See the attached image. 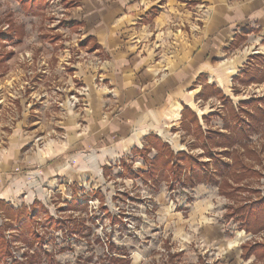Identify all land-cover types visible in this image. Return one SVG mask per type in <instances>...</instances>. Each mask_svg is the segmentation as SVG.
I'll use <instances>...</instances> for the list:
<instances>
[{
    "label": "crops",
    "instance_id": "crops-1",
    "mask_svg": "<svg viewBox=\"0 0 264 264\" xmlns=\"http://www.w3.org/2000/svg\"><path fill=\"white\" fill-rule=\"evenodd\" d=\"M0 2V207L48 208L47 197L124 162L147 172L133 150L154 136L172 145L185 108L200 121L213 113L202 112L205 87L231 99L235 76L264 56V0ZM37 48L29 72L10 62Z\"/></svg>",
    "mask_w": 264,
    "mask_h": 264
},
{
    "label": "rangeland",
    "instance_id": "rangeland-1",
    "mask_svg": "<svg viewBox=\"0 0 264 264\" xmlns=\"http://www.w3.org/2000/svg\"><path fill=\"white\" fill-rule=\"evenodd\" d=\"M2 3L0 16L5 6ZM13 6L7 4L8 8ZM18 12L23 14L20 9ZM43 19L37 17L32 23L44 35ZM33 34L30 36L44 44L35 31ZM39 50L33 57L22 50L10 62L21 66L23 73L29 72L26 66L30 60L44 58L45 53ZM254 65V71L247 69L249 73L243 71L235 76L230 90H225L236 109L225 104L219 95L207 96L209 93L205 92L204 99L209 97L213 101L204 105L202 112L213 113L202 121L196 115L198 123L191 122L189 114L179 130L173 129L178 133L171 148L181 160L178 166L184 168L177 171L183 184L175 182L174 191H168L167 185L176 180L169 170L176 172L177 168L166 165L168 155L164 152V157L162 153L161 160L154 165L158 176L151 186L141 179L119 177L121 170L116 169L109 176L100 170L83 183L77 194L73 192L74 186L68 185L62 193L46 198L50 214L63 220L72 233L66 235L48 228L43 214L37 224L31 221L19 233L15 229L19 230V224L26 221L25 214L7 212V218L12 219L5 223L7 226L0 216L1 263L17 260L24 264H112L115 254L106 244L111 241L117 246L114 252L128 255L130 264H264V231L259 233L262 235L258 240L243 237L248 236L247 232L254 234L263 225L260 222L256 226L249 220V211L264 208V67L259 61ZM198 129L214 139L205 142L198 136ZM217 140L223 146L217 147ZM180 153L195 160L178 156ZM134 167L137 171L146 169L140 161ZM195 167H201L200 173H206L208 179L194 177L191 169ZM200 181L202 185H198ZM96 189L104 194L106 210L99 198L90 197ZM251 228L253 231L248 230ZM33 233H39L44 242L39 243L40 238ZM251 247L256 249L252 253L248 250ZM9 251L11 257L6 259L5 253ZM175 253L178 256L174 258Z\"/></svg>",
    "mask_w": 264,
    "mask_h": 264
},
{
    "label": "trees",
    "instance_id": "trees-1",
    "mask_svg": "<svg viewBox=\"0 0 264 264\" xmlns=\"http://www.w3.org/2000/svg\"><path fill=\"white\" fill-rule=\"evenodd\" d=\"M18 1L20 2V4H24L25 2H29V1L32 3L35 0H18ZM258 61L259 62H262L261 67L262 66L264 67V56L259 55V56H255V58H251L250 59V64H248V66L244 69V71H246V73H249V71H247V69L254 71V69H253V68H255L254 63H256ZM205 92L209 93V94H207V96H211L212 93H214L215 95H219V99H221L223 102H225V104L228 103L233 109H236L235 107H233V103H232L231 99L229 97H226L224 95V93L221 92L214 85L207 86V87H205L203 89V92L202 93H203L204 96H206L205 95ZM206 98H208V97H206ZM189 114L192 116V121L191 122L198 123L197 122L196 114L191 109H189V108H185V110H184V113H183V121H186L185 120L186 119V116L189 115ZM224 120L225 119H223V121ZM199 126H201V125H199ZM185 128L187 130H189V131L192 130L189 127H185ZM200 129H202V128L200 127ZM197 132H199V135L198 136L199 137H202L205 140V142L207 140L208 141H212L214 139V137H213V139L210 138V135H207L205 133H202L199 129L197 130ZM148 141H149V145L148 146H146V147H144L142 149H139V150L137 149V150H133L132 151V153L134 154L135 158H138V159L141 158V159H143L144 162H146L145 164H146V166L148 165L147 166L148 167V171L147 172H143L141 170L140 171H136L133 168V162H124V163H121V166H120V168L122 169L121 178H125L126 177L127 179H131V180H140L141 179L142 182L145 185H149L150 182L155 181L154 180L155 179V176H158L156 174V171L157 170H156V168H154V165H155V163L158 160H161V156L160 155L164 152V153H166L168 155V159H167V164L166 165H168V166L170 165L171 169L173 167H176L177 168L176 172L174 170H172V171L169 170V172H171L173 174V176L175 177L176 180L170 181V183L168 185V189L169 190L170 189H174L175 186H176V183H179L181 181L180 178L177 177L178 176L177 171H183L184 170V168L182 166H181L182 168L180 166H178L179 161H181V160H178L176 158V155L173 152V150L171 148V145L168 144V143L163 142L160 138H157L156 136L149 137ZM219 144H220L219 143V140H217L216 146L217 147L223 146V145H219ZM225 146H227V145H225ZM152 151L156 152V154L154 155L153 158L150 157V155L152 154L151 153ZM164 153H163V157H164ZM177 155L178 156H186V159H188V160H190V159L192 161L195 160L193 157L191 158V157H189V156H187L185 154L183 155L182 153L177 154ZM212 155H213V153L211 154L210 157H213ZM172 158L174 160H172ZM199 165L202 168L207 169L206 167H204V165H201V164H199ZM201 167H195V168L191 169L192 174H194V177H196V178L201 177L202 179H204V178L205 179H208L207 176H206V173H204V172L203 173H200V169L199 168H201ZM162 170H164V169H162ZM194 182H198V180L195 179ZM180 183H182V181ZM199 183H203V181H200ZM75 193H77V192H75ZM90 197L91 198H94V199L99 198L100 199L101 206L103 205V209L106 210V207L104 206V203L105 202L103 201V200H105L104 199V194H103V192L101 190L98 189L96 191H93L92 192V195H90ZM37 204L38 205L36 207H33L31 210H27L25 208L19 209V210H15L14 208H11L9 205L8 206L7 205H2L0 207V215L3 218L2 220H4V222H3L4 225H6L5 223L8 222V220H12L11 218H7L8 217V216H6L7 215V212H10L11 215H14V214L15 215H23V214H25L26 218H24V219H26V221L23 224L22 223L19 224V226L17 227L19 230H16L15 229L16 232L21 233L23 231V228H22L23 225L28 226L31 221H35V223L37 224L38 223V219H39L38 218L39 215H42L43 214V216H45V218H46L45 219V222H46V225H47L48 228H50L52 230H55V231H62L66 235L68 234V232H71V230L67 228V224L64 223L63 220H60V219L56 218L55 216L51 215L50 212H49V209L46 206L41 205L39 203H37ZM72 204H74L75 206H79L80 205V204L75 203V202H72ZM5 207L7 208L6 211L3 209ZM109 216H110V214H109ZM249 220L251 222L254 221V223L256 224V226H260L261 225L260 222L263 223V225L260 226V228L257 231H254L255 233H258V232H260L261 229H264V208L261 209V210L259 209L257 211L256 210L249 211ZM1 227L2 226H0V233H1ZM14 227H16V226H14ZM248 230L249 231H253L252 228L251 229H248ZM15 231H14V233H15ZM33 235L36 236V238H38V237L40 238L39 243L42 244L44 242L43 239L40 237V234L39 233L38 234L33 233ZM3 240H4V237H3ZM9 242L10 241H8L7 243H9ZM106 244L108 245L109 251L114 253V251L117 248L116 244L113 243V242H111V241H108ZM248 250H250L249 251L250 253H252L254 251L252 248H250ZM5 256H6V259L9 258V257H11L10 251L9 252H6L5 253ZM1 262L2 261H0V264L3 263V262L2 263ZM111 262H112V264H113V262H114V264H129L130 260H129V258L127 256H125V258H120V257H114L113 256L112 259H111ZM12 264H24V263H20V262L18 263L17 260H13V263Z\"/></svg>",
    "mask_w": 264,
    "mask_h": 264
}]
</instances>
